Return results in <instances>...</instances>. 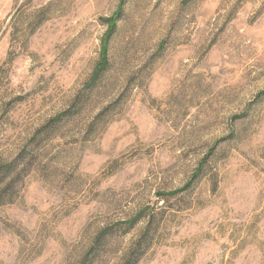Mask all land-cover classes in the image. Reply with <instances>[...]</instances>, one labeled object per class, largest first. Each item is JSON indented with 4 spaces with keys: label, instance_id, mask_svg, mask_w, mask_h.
<instances>
[{
    "label": "rangeland",
    "instance_id": "obj_1",
    "mask_svg": "<svg viewBox=\"0 0 264 264\" xmlns=\"http://www.w3.org/2000/svg\"><path fill=\"white\" fill-rule=\"evenodd\" d=\"M0 264H264V0H0Z\"/></svg>",
    "mask_w": 264,
    "mask_h": 264
},
{
    "label": "trees",
    "instance_id": "obj_2",
    "mask_svg": "<svg viewBox=\"0 0 264 264\" xmlns=\"http://www.w3.org/2000/svg\"><path fill=\"white\" fill-rule=\"evenodd\" d=\"M98 72L95 73V75L97 74ZM3 170V169H2Z\"/></svg>",
    "mask_w": 264,
    "mask_h": 264
}]
</instances>
